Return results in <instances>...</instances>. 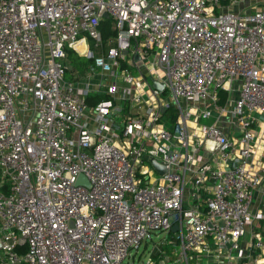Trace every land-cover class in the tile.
<instances>
[{"label":"built area","instance_id":"2783aa9c","mask_svg":"<svg viewBox=\"0 0 264 264\" xmlns=\"http://www.w3.org/2000/svg\"><path fill=\"white\" fill-rule=\"evenodd\" d=\"M260 120L264 0H0V264H258Z\"/></svg>","mask_w":264,"mask_h":264},{"label":"crops","instance_id":"0c3cea01","mask_svg":"<svg viewBox=\"0 0 264 264\" xmlns=\"http://www.w3.org/2000/svg\"><path fill=\"white\" fill-rule=\"evenodd\" d=\"M145 74H148L147 70L144 71ZM148 94H145L147 97ZM257 128L259 131L264 133V121H259L257 123ZM258 162V166H255V170L258 173L259 176V185L254 190L253 193V209L256 212L264 213V149L261 147H258L254 150V163L256 164ZM254 232L263 239L264 238V222L262 221L260 223V226L256 227ZM243 245H246V241L244 240ZM259 253V251H257ZM263 253V251H262ZM258 264H264V253L259 259Z\"/></svg>","mask_w":264,"mask_h":264},{"label":"trees","instance_id":"16d2710c","mask_svg":"<svg viewBox=\"0 0 264 264\" xmlns=\"http://www.w3.org/2000/svg\"><path fill=\"white\" fill-rule=\"evenodd\" d=\"M102 31H103L104 43H106L107 40L114 35V33L111 32L109 24L107 22L106 23L104 22L103 27H102ZM68 58L71 61V63L74 65L75 68H79L82 65L88 66L92 61L91 59H88V58H85L83 56L78 55L73 50L68 51ZM97 99H91V101H89L90 104H94V102H96Z\"/></svg>","mask_w":264,"mask_h":264},{"label":"water","instance_id":"95a60500","mask_svg":"<svg viewBox=\"0 0 264 264\" xmlns=\"http://www.w3.org/2000/svg\"><path fill=\"white\" fill-rule=\"evenodd\" d=\"M104 18L105 19H108L109 18V16H108V14H105L104 15ZM152 86L155 88V89H157V90H159V91H163L164 90V88H165V84H163V83H161V82H159V81H157V80H153L152 81ZM153 162V165L155 166V168L161 173V174H163V173H165L166 172V169H165V167H163V166H161L160 164H158L155 160H153L152 161ZM86 185L87 187H91V184H90V182L85 178V176L84 175H80L79 176V179H78V181H77V185ZM177 228V226H175L174 227V230Z\"/></svg>","mask_w":264,"mask_h":264},{"label":"rangeland","instance_id":"374dc122","mask_svg":"<svg viewBox=\"0 0 264 264\" xmlns=\"http://www.w3.org/2000/svg\"><path fill=\"white\" fill-rule=\"evenodd\" d=\"M160 74L164 75V71L162 69H160ZM214 114H216V113L214 112ZM211 122L212 121H206L205 123L211 124ZM163 238H167V235L165 233L159 234L158 238L154 237V243L160 244L161 239H163ZM149 251L154 252V244L153 243L148 246V250L146 251L144 256L142 255L143 254V248L141 249V251L139 253L141 261L146 262L152 256V254H150Z\"/></svg>","mask_w":264,"mask_h":264},{"label":"bare ground","instance_id":"6f19581e","mask_svg":"<svg viewBox=\"0 0 264 264\" xmlns=\"http://www.w3.org/2000/svg\"><path fill=\"white\" fill-rule=\"evenodd\" d=\"M76 48L78 49V51H80L81 53H87V44H86V40H83L79 43L76 44Z\"/></svg>","mask_w":264,"mask_h":264}]
</instances>
